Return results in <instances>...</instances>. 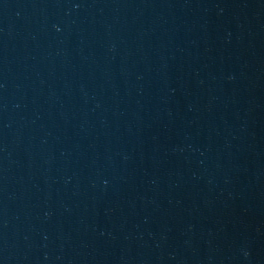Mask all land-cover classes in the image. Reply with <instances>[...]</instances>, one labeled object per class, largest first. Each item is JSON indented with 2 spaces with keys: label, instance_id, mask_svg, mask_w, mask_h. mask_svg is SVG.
<instances>
[{
  "label": "water",
  "instance_id": "95a60500",
  "mask_svg": "<svg viewBox=\"0 0 264 264\" xmlns=\"http://www.w3.org/2000/svg\"><path fill=\"white\" fill-rule=\"evenodd\" d=\"M0 264H264V0H0Z\"/></svg>",
  "mask_w": 264,
  "mask_h": 264
}]
</instances>
